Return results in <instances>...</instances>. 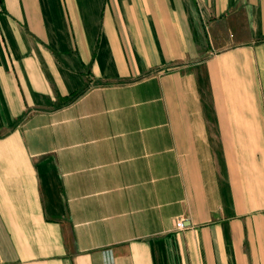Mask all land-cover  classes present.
Masks as SVG:
<instances>
[{
	"label": "crops",
	"instance_id": "1",
	"mask_svg": "<svg viewBox=\"0 0 264 264\" xmlns=\"http://www.w3.org/2000/svg\"><path fill=\"white\" fill-rule=\"evenodd\" d=\"M0 264H264V0H0Z\"/></svg>",
	"mask_w": 264,
	"mask_h": 264
},
{
	"label": "built area",
	"instance_id": "2",
	"mask_svg": "<svg viewBox=\"0 0 264 264\" xmlns=\"http://www.w3.org/2000/svg\"><path fill=\"white\" fill-rule=\"evenodd\" d=\"M176 224H177V226H182V222H181V220H178V221L176 222Z\"/></svg>",
	"mask_w": 264,
	"mask_h": 264
}]
</instances>
